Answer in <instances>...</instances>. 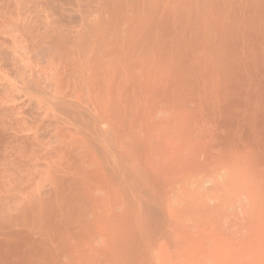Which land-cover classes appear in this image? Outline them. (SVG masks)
I'll return each mask as SVG.
<instances>
[{"label": "bare ground", "instance_id": "1", "mask_svg": "<svg viewBox=\"0 0 264 264\" xmlns=\"http://www.w3.org/2000/svg\"><path fill=\"white\" fill-rule=\"evenodd\" d=\"M263 162L264 0H0V264L175 262L180 177Z\"/></svg>", "mask_w": 264, "mask_h": 264}, {"label": "rangeland", "instance_id": "2", "mask_svg": "<svg viewBox=\"0 0 264 264\" xmlns=\"http://www.w3.org/2000/svg\"><path fill=\"white\" fill-rule=\"evenodd\" d=\"M201 153H199V155H200ZM198 155V157L197 158H199L200 156ZM263 161V160H262ZM264 163V162H263ZM261 165H262V167H264L263 166V164H261L260 163V167H261ZM222 166V167H221ZM217 167H219V169L221 168H223V167H226L225 165H218V166H215L214 167V171L215 170H218L219 171V169L217 168ZM207 168V169H206ZM210 166L209 167H205V169L203 168V172L201 171V172H199L200 170H196V169H194L195 171H198V172H196V173H198L199 174V176L198 177H196L195 175H198V174H196L194 171V173H195V175L192 173V171H191V176L189 175V173H190V171H187L188 173H186V175H183L184 177H180V181L178 182V184H179V186H180V184H182L181 186H183L184 184H186V183H188L187 184V186L189 187V188H193V187H197V186H202V184L200 185H198V182L202 179L203 181L202 182H206L208 179H209V177H210V180H211V178L213 179V181L215 180V182H216V180H217V178H218V175H219V173H215V172H213V168L210 170ZM215 168H217V169H215ZM191 170L193 169V167H191L190 168ZM220 169V170H221ZM262 168H259V171L261 172L262 170H261ZM205 170V171H204ZM180 171H181V169H180ZM209 173V174H211V175H209L207 172ZM210 171V172H209ZM264 171V170H263ZM262 171V172H263ZM248 172V171H247ZM247 172L245 173V171H244V175H242V177H240V175L241 174H243V172H242V170H241V172L239 171L238 172V174H239V176H237L236 175V178H235V180L237 179V181H232L231 183H230V185H233L234 186V184H237L238 185V182H240V185L237 187V185L236 186H230V185H228L229 183H228V180L226 181V183H228V184H223V186H225V187H223L222 185H219L218 183L219 182H216V183H210L211 185H215L216 184V187H218V185L221 187V188H223V189H221L220 187H218V188H220L219 189V193L217 194V192H218V190H217V188L214 186V188H216V190H214V192L213 193H215V196H213V195H211L212 193V191H213V187L211 186V185H209L210 186V188H209V186L208 185H206L208 188H209V190H211L212 189V191L211 192H209V190H208V188L206 187V186H202L203 188H207V189H204L205 190V192L207 193L208 192V195L207 194H205V192H201L200 190H198L197 189V191L193 188V190H192V192L190 193L189 191H191L190 189H188V187L185 185L184 187L187 189H185L184 187L182 188L183 190H181L180 189V191H179V189H178V194H180L181 195V197L183 196L184 197V199H185V201L184 202H186V204L185 205H190L189 207L188 206H186V208L185 207H183V206H181V208H179V206L180 205H184V202H183V198H181V200H180V196L178 195L177 197H178V210H180V211H178L179 213H178V220H180V219H182V220H180L179 222L181 223V221H182V225L179 223L178 224V226L180 227H178L179 228V230L180 231H182L181 233H182V235L184 236H181L180 234V231L178 232L179 233V236H181L180 237V241L179 242H181L182 243V245H180V244H178V246L176 247V251H175V253L176 254H178L179 256H177V257H175V258H178L179 257V259H175L174 261L175 262H169V261H167V262H162V259L161 260H159L158 259V257H160L161 255H159L158 257H157V251H156V249L154 250L153 248L152 249H150L151 251L152 250H154L155 252H153V254H152V252L151 253H149L150 255L149 256H151V258L152 257H154L153 259H151V262H150V257L148 258V263H151V264H174V263H179V264H184V261H185V263L186 264H264V222L262 223V221L264 220V206H263V203L264 202H262L261 203V201H260V199L262 198L261 196V198L259 199L258 198V204L256 203V205H254L253 203H252V205H254V207H259V209L258 208H256L254 211L252 210V208L251 207H253V206H251V202H250V206H249V204H246V202L244 201L245 199L246 200H248V201H250L249 199H250V195L249 196H247L248 195V193H250L251 195H252V193L254 192V190L255 191H257V193H261V192H263L264 191V189H263V185L264 184H262V186H260L259 188H253V189H249V190H247L248 188H250L251 186H250V184H251V181H250V184L247 182ZM203 173V174H202ZM207 173V174H206ZM212 173H214L213 174V176L215 175L216 176V178H215V176L214 177H211L212 176ZM221 173V172H220ZM188 174V175H187ZM201 174H202V176H204V177H206V175L207 176H209V177H206V178H203V177H201ZM206 174V175H205ZM263 175H261V178L259 177V176H257V177H255L254 175V177H253V179L251 178V180H255L256 178H259L258 180H259V183H261L262 181H260V180H262V176H263V178H264V172L262 173ZM181 175H182V173H181ZM246 175V178L245 177H243V176H245ZM249 175V178H250V175L252 176V173L250 172V174H248ZM190 176V177H189ZM193 176H195V177H193ZM191 177H193V181H194V179H196L195 181H194V183H193V181H192V183H193V186H190V185H192V183H190L191 182V180H192V178ZM200 177V178H199ZM225 177V176H224ZM241 179V181H242V178H243V180L245 179L246 180V182L245 183H247V185L249 184V186L248 187H246V188H244V186H242L241 187V184L242 183H244V181H242V183H241V181H238L239 179ZM185 178H188V179H185ZM190 178V179H189ZM198 178H199V180H198ZM255 178V179H254ZM182 179V180H181ZM204 179H206V181H204ZM188 180H190V181H188ZM224 180H226V179H224ZM224 180H222V183H225V181ZM249 180V179H248ZM257 180V179H256ZM256 180H255V182H253V184H255L256 183ZM181 181H183V182H181ZM186 181H188V182H186ZM197 181V184L195 183ZM186 182V183H185ZM212 182V181H211ZM237 182V183H236ZM258 182V181H257ZM199 183H201V181L199 182ZM221 183V184H222ZM233 183V184H232ZM263 183V182H262ZM194 184H196L195 186H194ZM204 184H209V183H204ZM218 184V185H217ZM227 185V186H226ZM242 185H245L246 186V184H242ZM252 185V184H251ZM255 185H259V184H255ZM255 185H254V187H255ZM261 185V184H260ZM230 186V188H227L226 189V187H229ZM253 186V185H252ZM212 187V188H211ZM236 187V188H235ZM258 187V186H257ZM180 188V187H179ZM197 188H201V187H197ZM233 188V189H232ZM185 189V190H184ZM228 189H230L229 191H227ZM238 191H237V190ZM245 189V190H244ZM189 190V191H188ZM201 190L203 191V189L201 188ZM207 190V191H206ZM221 190V191H220ZM225 191V192H222V191ZM251 190V191H250ZM216 191V192H215ZM234 191H236V192H234ZM240 191V192H239ZM243 191V192H242ZM253 191V192H252ZM198 192V193H197ZM220 192H221V195H220ZM227 192V193H226ZM229 192V193H228ZM184 195H183V194ZM210 193V194H209ZM230 193H233V194H230ZM240 193V194H239ZM217 194V195H216ZM245 194V195H244ZM254 194L256 195V193L254 192ZM262 195H264V193H261ZM260 194V195H261ZM206 195V196H205ZM210 195H211V197H210ZM218 195H220L219 197H218ZM223 195V196H222ZM236 197H235V196ZM239 195H241V196H239ZM255 195H253L252 197H254L255 198ZM187 196V197H186ZM194 197V199H193V197ZM209 196V197H208ZM226 196V197H225ZM230 198H229V197ZM244 198H243V197ZM257 196H259V195H257ZM200 197V198H199ZM216 197H218L217 199H216ZM223 197V198H222ZM240 197V198H239ZM246 197H248V198H246ZM251 197V198H252ZM264 197V196H263ZM186 198H190L189 200H187ZM199 198V199H198ZM203 198H207V200L205 199H203ZM209 198V199H208ZM212 198V199H211ZM214 198V199H213ZM221 198H222V200H223V202L222 201H220L221 200ZM229 198V199H228ZM234 198V199H233ZM235 198H237V200L235 199ZM244 199V200H242V199ZM218 199H220V200H218ZM226 199V200H225ZM238 199H241V200H239L238 201ZM193 200V201H192ZM196 200V201H195ZM213 200V201H212ZM214 200H216L219 204L218 205H220V208H219V206L217 205V203L214 201ZM236 200V201H235ZM252 200H253V198H252ZM256 200V199H255ZM182 201V202H181ZM197 201H199L200 203H198ZM205 201H207L206 203L207 204H205ZM209 201V202H208ZM245 202V203H242L243 204V209H242V204L240 205V203L239 202ZM257 201V200H256ZM255 201V202H256ZM260 201V202H259ZM263 201H264V199H263ZM204 203V205L202 204V203ZM229 202V203H228ZM236 202H237V204H236ZM233 203V204H232ZM235 203V204H234ZM247 203H249V202H247ZM260 203V204H259ZM198 204V205H197ZM200 204H201V206H200ZM209 204V205H208ZM210 204H211V206H210ZM223 206H222V205ZM240 206H239V205ZM184 205V206H185ZM215 205H216V207H218V208H215ZM228 205V206H227ZM236 205V206H235ZM244 205L247 207V208H244ZM259 205H261V208H260V206ZM200 208H199V207ZM207 206V207H206ZM213 206H214V208H213ZM183 207V208H182ZM188 207V208H187ZM221 207L224 209V210H222L221 209ZM263 208V209H262ZM181 209H182V211H181ZM186 209V210H185ZM215 209V210H214ZM217 209H220L219 211L217 210ZM227 209H229V210H227ZM240 209H241V212H240ZM251 209V210H250ZM261 210V211H263V213L260 215V213L261 212H258V211H256V210ZM189 210H192L191 212L189 211ZM207 210V211H206ZM208 210H210V213L212 212V211H214L213 213H212V219L210 218L211 216H208V215H211L210 213H209V211ZM245 212L246 210H249V211H246V213L244 214L243 213V211ZM186 211V212H185ZM252 211V212H251ZM255 211H256V213H258V214H255ZM180 212H182V215H180L179 216V214H180ZM239 212V213H238ZM208 213V214H207ZM215 213H219L218 215L217 214H215ZM241 213V214H240ZM250 213V214H249ZM255 215H254V214ZM185 214V215H184ZM221 214V215H220ZM235 214H237V215H235ZM249 214V215H248ZM221 217H220V216ZM243 215V216H242ZM244 215H245V217H246V219L248 220V219H250V220H246L245 218H244ZM253 215V217H260V216H262L263 218H261L260 217V219H262V221L260 220V219H255L254 218V220L255 221H252L253 220V217H250V216H252ZM258 215H260V216H258ZM182 216V217H181ZM216 216H218L216 219H215V217ZM242 216V217H241ZM184 217V218H183ZM214 217V218H213ZM242 218L241 220L240 219H236V218ZM210 218V219H209ZM219 218H220V220H219ZM225 218V219H224ZM222 219H223V221H222ZM227 219H228V221H227ZM235 219V220H234ZM210 220H212L211 222H210ZM213 220H214V223H213ZM233 220H234V222H233ZM218 221V222H217ZM222 221V222H221ZM237 221V222H236ZM247 221V222H246ZM260 223H259V222ZM238 222H245L244 224H240V223H238ZM213 223V224H212ZM214 224H218L217 226L216 225H214ZM219 226V227H218ZM182 237H183V240L181 241V239H182ZM161 242L163 243V240H161ZM166 243V245L167 244H169L168 242H165ZM173 246H176L175 244H172ZM180 246H181V248H180ZM156 248V247H155ZM180 251V254H179V251ZM154 253H155V255H154ZM181 253H182V256H181V258H180V255H181ZM189 255H191V256H189ZM204 256V257H203ZM205 256H207V257H205ZM187 257H189V258H187ZM196 257V259H194ZM159 260V261H161V262H157L156 260L157 259ZM186 258V259H185ZM202 258V259H201ZM206 258V259H205ZM191 259V260H190ZM181 260L183 261V262H181ZM189 260V261H188ZM195 260H197L198 261V263H197V261H195ZM154 261H156V263L153 262ZM187 261H188V263H187ZM194 263H193V262ZM169 262V263H168Z\"/></svg>", "mask_w": 264, "mask_h": 264}]
</instances>
